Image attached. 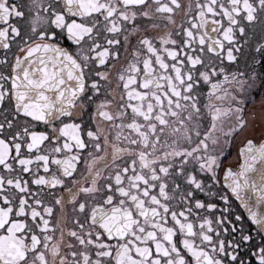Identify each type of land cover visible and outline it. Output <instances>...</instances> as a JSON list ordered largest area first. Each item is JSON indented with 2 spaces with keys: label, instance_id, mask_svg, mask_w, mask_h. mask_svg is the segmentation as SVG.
<instances>
[{
  "label": "snow or ice",
  "instance_id": "snow-or-ice-1",
  "mask_svg": "<svg viewBox=\"0 0 264 264\" xmlns=\"http://www.w3.org/2000/svg\"><path fill=\"white\" fill-rule=\"evenodd\" d=\"M0 264H264V0H0Z\"/></svg>",
  "mask_w": 264,
  "mask_h": 264
}]
</instances>
